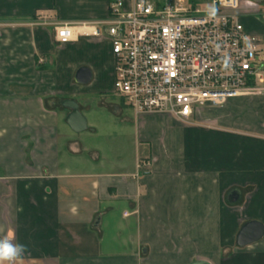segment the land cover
I'll return each mask as SVG.
<instances>
[{
    "label": "crops",
    "instance_id": "1",
    "mask_svg": "<svg viewBox=\"0 0 264 264\" xmlns=\"http://www.w3.org/2000/svg\"><path fill=\"white\" fill-rule=\"evenodd\" d=\"M112 1L0 0V239L25 246L13 264H264V237L236 244L245 224L264 225V93L190 123L136 115L113 88L101 25ZM241 14L264 37V10ZM40 21L73 26L74 40L58 44ZM81 67L93 73L88 85L74 80ZM79 99L88 111L97 99L136 156L106 164L88 152L62 106L82 110Z\"/></svg>",
    "mask_w": 264,
    "mask_h": 264
},
{
    "label": "built area",
    "instance_id": "2",
    "mask_svg": "<svg viewBox=\"0 0 264 264\" xmlns=\"http://www.w3.org/2000/svg\"><path fill=\"white\" fill-rule=\"evenodd\" d=\"M210 6L200 10L174 0L110 3L101 25L111 41L113 88L136 115L168 114L190 123L201 109L264 93L257 63L264 37L249 33L241 18L243 9L263 11L264 2L211 0ZM37 24L53 26L58 44L75 38L71 25ZM94 34L100 36L99 30Z\"/></svg>",
    "mask_w": 264,
    "mask_h": 264
},
{
    "label": "rangeland",
    "instance_id": "3",
    "mask_svg": "<svg viewBox=\"0 0 264 264\" xmlns=\"http://www.w3.org/2000/svg\"><path fill=\"white\" fill-rule=\"evenodd\" d=\"M153 2H164L167 0H152ZM176 2L182 1L184 5H190L198 7L200 10H205L210 8V0H174ZM258 66L262 67L264 72V52L261 53L257 58ZM96 98V97H95ZM91 111L84 109L87 105L83 100L79 99L83 109L81 113L87 120L88 126L94 125L97 129V133L91 135L90 131H84L82 133L75 134V138L83 140L89 149L97 151L100 155V163H112L117 157H121L125 161L131 158L132 152L136 156L137 145L133 138H128L126 131L123 132V127L121 128L120 123L117 120L109 117L106 110H102L98 107L97 99H94ZM96 102V103H95ZM90 130V129H89ZM124 136V137H120ZM87 151V150H86Z\"/></svg>",
    "mask_w": 264,
    "mask_h": 264
},
{
    "label": "water",
    "instance_id": "4",
    "mask_svg": "<svg viewBox=\"0 0 264 264\" xmlns=\"http://www.w3.org/2000/svg\"><path fill=\"white\" fill-rule=\"evenodd\" d=\"M262 3L264 0H251ZM93 79V73L88 67H81L75 74V82L79 85H88ZM62 106L70 113L66 118L69 127L76 133L84 132L87 129V120L81 113L80 106L73 100H64ZM264 237V225L258 221H251L245 224L237 234L236 244L239 248H244L260 241ZM188 264H211L204 260H195Z\"/></svg>",
    "mask_w": 264,
    "mask_h": 264
},
{
    "label": "clouds",
    "instance_id": "5",
    "mask_svg": "<svg viewBox=\"0 0 264 264\" xmlns=\"http://www.w3.org/2000/svg\"><path fill=\"white\" fill-rule=\"evenodd\" d=\"M24 251L23 244L12 243L9 239H0V264H13Z\"/></svg>",
    "mask_w": 264,
    "mask_h": 264
}]
</instances>
